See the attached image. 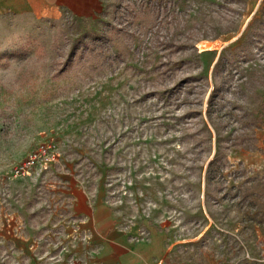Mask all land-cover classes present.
<instances>
[{
  "label": "rangeland",
  "instance_id": "1",
  "mask_svg": "<svg viewBox=\"0 0 264 264\" xmlns=\"http://www.w3.org/2000/svg\"><path fill=\"white\" fill-rule=\"evenodd\" d=\"M43 145L55 160L17 176ZM0 177V231L18 222L37 264L81 263L75 184L139 220L163 264H264V0L1 12Z\"/></svg>",
  "mask_w": 264,
  "mask_h": 264
},
{
  "label": "crops",
  "instance_id": "2",
  "mask_svg": "<svg viewBox=\"0 0 264 264\" xmlns=\"http://www.w3.org/2000/svg\"><path fill=\"white\" fill-rule=\"evenodd\" d=\"M90 2L94 0H0V13L45 16ZM71 195L73 206L64 225L68 240L75 241L80 264H163V246L148 236L139 220L126 216L102 192L75 184ZM6 244L9 247L4 249ZM23 256L28 264H37V242L16 222L6 235L0 231V264H21Z\"/></svg>",
  "mask_w": 264,
  "mask_h": 264
},
{
  "label": "built area",
  "instance_id": "3",
  "mask_svg": "<svg viewBox=\"0 0 264 264\" xmlns=\"http://www.w3.org/2000/svg\"><path fill=\"white\" fill-rule=\"evenodd\" d=\"M54 160L55 152L52 150V146L43 145L38 151L32 153L23 163L15 168V174L17 176H29L37 166H42L43 169H47Z\"/></svg>",
  "mask_w": 264,
  "mask_h": 264
}]
</instances>
